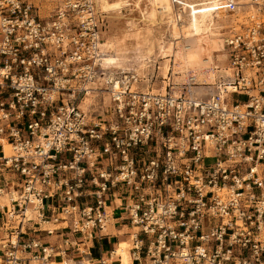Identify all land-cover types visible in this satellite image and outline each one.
Wrapping results in <instances>:
<instances>
[{
	"label": "built area",
	"instance_id": "built-area-1",
	"mask_svg": "<svg viewBox=\"0 0 264 264\" xmlns=\"http://www.w3.org/2000/svg\"><path fill=\"white\" fill-rule=\"evenodd\" d=\"M224 7L237 14L227 80L205 96L119 80L106 116L93 117L81 103L106 73L97 1L0 0L6 264H22L19 245L44 263L81 251L111 223L117 195L132 264H264V0Z\"/></svg>",
	"mask_w": 264,
	"mask_h": 264
},
{
	"label": "bare ground",
	"instance_id": "bare-ground-1",
	"mask_svg": "<svg viewBox=\"0 0 264 264\" xmlns=\"http://www.w3.org/2000/svg\"><path fill=\"white\" fill-rule=\"evenodd\" d=\"M103 2L104 10H116L125 5L126 0H100ZM151 8L147 11L149 19L154 21L158 14L167 15L172 38L167 43H161L159 50L161 57V76L169 77V71L173 76V85L182 89L183 84H213L227 80L230 74L229 68L224 64L227 53H225V41L218 30V18L223 11H226L225 0H179L181 12L173 15L175 10L174 0H147ZM180 23H177V21ZM140 33H136L137 44L144 42L140 38ZM102 46L108 53L103 57V63L110 66L122 67L125 60V51L116 48L112 40L107 41ZM113 49V51H112ZM152 53V48H149ZM144 55H142L143 58ZM149 58L152 56L149 55ZM171 57V58H170ZM147 58V57H146ZM222 63H215V60ZM146 60V59H144ZM148 63V62H146ZM111 78V77H110ZM113 86L120 89V81L112 79ZM166 85H163L165 89ZM92 92L83 98L81 107L91 102ZM106 99L108 97L106 96ZM8 145H6V148ZM31 212H28L30 214ZM130 242L122 240L116 252L121 254L123 264H132L129 248ZM49 264H75L72 260L49 261Z\"/></svg>",
	"mask_w": 264,
	"mask_h": 264
},
{
	"label": "rangeland",
	"instance_id": "rangeland-1",
	"mask_svg": "<svg viewBox=\"0 0 264 264\" xmlns=\"http://www.w3.org/2000/svg\"><path fill=\"white\" fill-rule=\"evenodd\" d=\"M96 1L98 9L101 13H103L104 18L101 26L102 44L109 40L114 41L116 48L124 49L126 52V57L122 67H108L102 63L104 73L106 72L104 75L105 78H103L104 76H100V78L97 79L95 83L90 84V86L97 87L98 90L92 92L93 96L91 95V102L82 108L90 111L93 117H105V114L113 105L110 90L109 88H106L113 85V82L112 84L110 83L109 77H117L118 80L130 79V83L133 86L141 89L149 87L154 92H164L166 88L169 89V87H171L172 92L176 94L181 92L188 93L190 91L191 93L197 94L198 96H205L209 90L213 88L211 84H193V87H191L189 84H183L179 85L182 86V89H179L173 85L174 81L171 70L169 71V77L164 78L161 76L160 63L164 58L161 57L162 55L159 50V45L161 43H167L172 38L170 33V24L168 22L167 15H161L160 13L155 19H153L154 21L149 19L147 11L151 8V6L147 0H126L125 5L120 9V11L104 10L103 2L100 0ZM113 1L117 0H109V2ZM175 4L176 5L173 15H175L177 12H181V4ZM236 15V13L229 12L228 10L221 13L218 18V30L222 33L221 37L224 38L229 32L230 27L234 25L233 19L236 17ZM180 22V20L179 22L177 21V23ZM137 32L141 34L140 38L144 40V42L140 45L137 44ZM149 48H152V53L148 52ZM103 50L105 54L108 53V50H106L104 46ZM224 52L227 53L226 47ZM142 55H144L143 58ZM149 55L152 57L149 58ZM224 60V64L226 63V66L228 67V54ZM215 63L221 64L222 61L217 60L216 58ZM133 75L136 76V78H132ZM124 76H128V78L125 79ZM163 85H166L165 89L163 88ZM101 86L102 89H100ZM106 96L108 99H106ZM246 99V95L239 96V100L241 101ZM212 161L213 159H206L205 163L209 164ZM4 204H9L8 195H2L0 197V205ZM18 220L19 219H16L15 221L12 220V225L13 222L17 224ZM4 221H6L5 216ZM2 223L3 218L0 216L1 226H3ZM28 225L33 226V224ZM48 226L49 225L47 224H43L41 227L46 228ZM60 226L62 225H51V228H59ZM55 235L54 240L51 243L59 242L58 239L60 235ZM45 236L48 235L44 233L41 238L43 239ZM124 240L130 242L129 237L125 238ZM33 263L44 264L43 261H33Z\"/></svg>",
	"mask_w": 264,
	"mask_h": 264
},
{
	"label": "crops",
	"instance_id": "crops-1",
	"mask_svg": "<svg viewBox=\"0 0 264 264\" xmlns=\"http://www.w3.org/2000/svg\"><path fill=\"white\" fill-rule=\"evenodd\" d=\"M123 198L119 195L117 197L112 198L111 205L113 207V218L111 223L108 225L107 229L100 234H97L96 238L79 243V248L81 251H78L76 248L75 250H71L70 253L66 256H60L56 254L53 257H50L49 261H63V260H72L75 264H99L100 259H107L108 264H119L120 256L117 254L116 249L120 242L125 238H128L130 233L132 232V227L129 224L128 220L126 219L127 214L124 209V201ZM0 216L3 218L2 213L0 212ZM31 232V236H38L42 237L45 232ZM9 233L5 231V229L0 225V264H6V257L5 251L6 249L2 246V242L4 238ZM41 234V235H40ZM55 234H50L48 236L43 237L44 242L51 243L54 240ZM59 241L62 237V234L56 233L55 236H59ZM130 239V237H129ZM19 253L22 258V264H36L33 263L32 255L34 253L30 250H23L22 246L19 245L18 247ZM70 256V257H69ZM71 258V259H70ZM39 262V261H38Z\"/></svg>",
	"mask_w": 264,
	"mask_h": 264
}]
</instances>
